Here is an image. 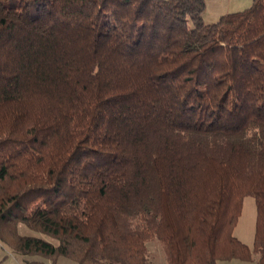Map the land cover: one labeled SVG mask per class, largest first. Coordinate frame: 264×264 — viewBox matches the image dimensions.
Listing matches in <instances>:
<instances>
[{
	"label": "trees",
	"instance_id": "trees-1",
	"mask_svg": "<svg viewBox=\"0 0 264 264\" xmlns=\"http://www.w3.org/2000/svg\"><path fill=\"white\" fill-rule=\"evenodd\" d=\"M205 10L0 0V235L17 253L153 264L158 242L166 264H264V0ZM246 197L252 249L234 235Z\"/></svg>",
	"mask_w": 264,
	"mask_h": 264
},
{
	"label": "rangeland",
	"instance_id": "rangeland-1",
	"mask_svg": "<svg viewBox=\"0 0 264 264\" xmlns=\"http://www.w3.org/2000/svg\"><path fill=\"white\" fill-rule=\"evenodd\" d=\"M252 1H247L243 6L230 5L229 0H206V10L203 15L204 22L207 24L215 23L218 19L227 13L242 11L251 6ZM257 208L253 197H246L244 199L243 209L239 218L238 224L235 228L234 235L241 242L248 245L251 249L254 244L255 237V222H256ZM17 232L21 236H36L55 243L56 241L31 230L25 224L19 223ZM150 260L153 264H166L165 256L161 245L158 242H151L149 244ZM253 258H257L254 255ZM79 264L77 261L70 258L60 256L55 262L52 259L44 258L42 256H29L17 253L12 244L7 238L0 235V264ZM220 264H256L253 260L244 262L240 260L224 261Z\"/></svg>",
	"mask_w": 264,
	"mask_h": 264
},
{
	"label": "crops",
	"instance_id": "crops-1",
	"mask_svg": "<svg viewBox=\"0 0 264 264\" xmlns=\"http://www.w3.org/2000/svg\"><path fill=\"white\" fill-rule=\"evenodd\" d=\"M230 1V5H233V6H243L244 4H247L246 2L247 1H252V0H229ZM252 5V4H251ZM257 258H253V261L256 262L257 264ZM234 261V260H232ZM230 261V262H232Z\"/></svg>",
	"mask_w": 264,
	"mask_h": 264
}]
</instances>
